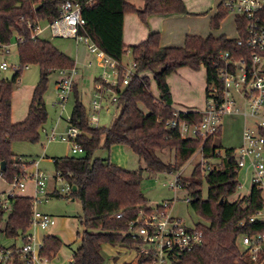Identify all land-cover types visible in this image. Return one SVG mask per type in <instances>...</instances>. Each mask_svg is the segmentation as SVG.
<instances>
[{
	"label": "trees",
	"instance_id": "obj_1",
	"mask_svg": "<svg viewBox=\"0 0 264 264\" xmlns=\"http://www.w3.org/2000/svg\"><path fill=\"white\" fill-rule=\"evenodd\" d=\"M143 1V7L137 8L125 0H0V42L9 43L14 34L21 39L16 44L20 70L10 80H0V163L5 164L2 178L11 183L14 175L29 168L27 162L18 161L11 145L14 141L36 143L39 140L47 118L42 97L49 74L76 68L75 61L49 41L31 38L27 21H53L59 17L61 5L72 2L80 7L84 20L78 35L88 37L120 64L129 53L134 69L127 85H122L119 78L114 91L120 110L107 128L89 125L77 84L74 82L72 87L74 104L68 123L81 133L75 143L83 154L52 158L55 172L71 187L67 197L77 198L82 210L79 219L83 231L79 235L80 246L73 253L72 264H104L101 254L104 244L130 247L132 242L127 236L128 222L138 209L147 206L141 191L144 170L178 173L200 148L202 162L210 166L209 171L203 174L199 163L188 178L177 175V184L186 192L189 206L207 223L196 225L203 234L202 244L186 254L185 261L188 264H247L241 257L240 237L264 232V225L254 223L240 227L239 224L261 208L260 192L252 187L248 195L229 201L239 190V182L232 156L234 149L223 148L219 142L221 130L205 140H182L177 132L166 129L165 125L168 120L175 118L176 113L172 108L168 77L181 68L197 71L203 67L206 92L210 81L216 80L219 54L238 50L235 39L223 35H209L206 38L187 35L181 47H162L160 33L153 32L141 43L126 46L122 36L125 14L136 15L144 25L152 16L188 14L182 0ZM226 1L218 4L211 17V30L219 29L220 23L231 14L224 6ZM235 24L239 29L238 34L242 35L240 29L244 25L243 20L235 18ZM33 64L39 67V82L34 87L26 118L13 123L11 105L15 84L21 70ZM149 74L158 96L151 93ZM201 117L200 112H180L177 118L186 122H199ZM116 145L128 147L138 157L140 167L136 171L120 168L109 160L92 158L97 150H110ZM163 150L174 152L173 162H164L159 157L158 153ZM203 181L207 184L205 198L202 196ZM54 195L60 196V193ZM9 205L7 215L0 209V225L3 224L0 233L6 238L21 237L24 241L30 229L33 200L17 195L9 199ZM118 213H122L123 217L114 219ZM60 247L61 242L56 237L45 236L40 255L56 254Z\"/></svg>",
	"mask_w": 264,
	"mask_h": 264
},
{
	"label": "built area",
	"instance_id": "obj_2",
	"mask_svg": "<svg viewBox=\"0 0 264 264\" xmlns=\"http://www.w3.org/2000/svg\"><path fill=\"white\" fill-rule=\"evenodd\" d=\"M224 6L230 10L234 18L241 19L244 23L240 29L242 35L238 34L239 29L235 27L237 33L235 43L238 50L235 53L226 51L219 54L216 80L210 81L205 92V107L200 112L201 120L199 122L179 120L177 117L180 112L175 111V118L168 120L165 125L166 129L177 132L182 140L196 138L205 140L221 130V122L225 117L239 115L243 118L242 144L238 149L233 148L232 156L237 174L242 169L247 170L251 188L254 187L261 194L262 206L247 220L240 222L239 226L254 223L264 225V0H227ZM83 25L80 7L72 2L62 4L59 17L46 22L44 26L38 21L34 23L27 21L31 38L40 37L46 30L51 37L68 38L75 40L76 43H83L94 58V67L99 75L95 77L97 80L93 81L87 114L89 125L97 128L100 127L102 109L109 110L110 107H115L119 112L120 107L117 106L114 89L117 88L120 77L122 85H127L132 73L107 56L88 37L79 36L78 29ZM14 35L17 44L21 39ZM9 47L10 42L7 44L0 42V55L9 54ZM88 67H93V63L89 62ZM9 69H13L14 73L20 70L3 59L0 70L6 72ZM58 73L60 78L55 86L56 100L53 106L63 110L72 93L78 71L73 68L59 70ZM242 108H245V111L240 112ZM247 119L250 120V125L247 124ZM80 134L76 127L68 123L65 134L59 138L62 142H71V155L83 154L75 143ZM47 138L48 141H52L55 135L52 133ZM19 160L23 161L18 157ZM40 160L27 162L29 168L13 176L12 182L8 183L9 189L0 195V209L7 215L10 211L9 199L17 196V191L23 190L26 182L31 180L35 196L32 198L30 229L39 228L45 231L52 220L35 210V204L40 200L37 196L45 194L47 182L46 175L39 168ZM201 165L202 173L206 174L210 166L203 162ZM3 173L4 171L0 169V178L3 177ZM59 179L63 180L56 173L55 180ZM170 188H181L177 184V177L175 182L170 184ZM70 191L71 187L66 182L61 191L57 192L67 196ZM185 201L189 204L188 198ZM170 207V201H164L156 206L147 205L138 209L134 218L129 220L127 236L132 245L122 249L130 251L132 259L125 264H188L185 255L201 246L203 234L196 225L189 227L181 219L173 216L169 211ZM122 217L123 214L118 213L113 218ZM240 245L241 257L247 264H264V232L241 236ZM41 247L42 244H36L34 235L27 233L21 248L14 245L0 246V264H50L55 257L54 254L41 256Z\"/></svg>",
	"mask_w": 264,
	"mask_h": 264
},
{
	"label": "rangeland",
	"instance_id": "obj_3",
	"mask_svg": "<svg viewBox=\"0 0 264 264\" xmlns=\"http://www.w3.org/2000/svg\"><path fill=\"white\" fill-rule=\"evenodd\" d=\"M218 0H188L191 4L192 11H200L199 15L192 20L187 21L186 31L193 35L207 36L212 33L214 36H226L228 39H235L237 33L235 30L234 15H228L225 20L220 23L219 30H211L210 18L211 12L215 9ZM221 1V0H219ZM44 26L45 22H41ZM41 39L49 41L55 48L67 55L71 59H76L79 62L77 65L78 76L75 78L77 84V92L80 96L83 106L88 111L89 102L93 90V79L98 77L99 72L94 67V58L88 53L83 43H77L73 39L54 38L49 33L44 32L40 36ZM3 59L13 66L19 67V60L16 47V36L13 35L10 40L9 54L0 55V63ZM92 62L93 67H87L88 63ZM83 62V66L81 63ZM122 66L126 71L134 73L133 61L128 53L122 62ZM14 74L13 69L6 72L0 70V80H10ZM150 80V90L152 95L158 96L156 86L152 76L148 75ZM60 78L58 71L49 74L46 85V90L43 94V102L47 112V118L43 128L40 131L39 140L36 143L14 141L11 145V150L14 155L20 157L25 162L33 160L39 161V168L47 177L45 193L43 196L38 195L40 199L35 204V210L39 213L46 214L51 218V224L43 231L39 228L29 229L28 234H33L37 245H41L45 236L56 237L61 242V247L56 253V257L50 264H71L73 253L80 246V236L83 228L80 224L82 210L80 201L77 198H70L60 194V196L49 197L47 193L54 190L61 191V188L66 185L63 180H55V169L52 158H60L71 156V142H62L59 138L65 134L68 119L70 117L73 104L74 94H70L68 101L63 110L55 108L53 103L56 100L55 83ZM40 79V70L38 65H27L21 70L20 78L14 87L12 99L11 119L20 121L27 112L28 105L31 101L32 92ZM170 87L173 91V105L177 109L203 111L205 107V70L201 67L195 71L190 68H181L177 70L170 79ZM239 106V105H238ZM241 106V105H240ZM245 111L242 108L240 112ZM116 114V116H115ZM118 111L115 107L109 110L102 109L100 113V128H107L111 122L117 117ZM250 120L247 119V124L250 125ZM243 118L239 115L227 116L221 122V136L219 142L223 148L238 149L242 144ZM55 135V139L48 141L47 136ZM163 150L158 153L159 157L164 162H173L172 153H167L166 159L162 156ZM93 159L109 160L113 165L124 167L129 171H135L140 167L138 157L126 146H112L110 150H97ZM202 163L201 154L198 150L179 170L178 173H152L144 170L143 180L141 183V191L150 206L161 205L164 201H171L170 213L181 219L185 225L192 227L197 224H207L203 221L185 201L187 198L186 192L181 188L172 189L170 184L175 182L177 175L188 178L194 167ZM240 184L239 190L235 195L229 198L233 200L235 196L240 197L249 194L251 189L250 179L246 169L240 170L238 174ZM9 188L7 182L0 178V195H3ZM5 191V192H3ZM18 193L26 195V197L35 196L34 185L31 180L27 181L23 190H18ZM207 184L203 181L202 196L206 197ZM3 229V224L0 225V230ZM14 245L16 248H21L23 241L21 237L6 238L0 233V246L9 247ZM101 254L104 259V264H121L132 259V253L125 251L122 247H112L104 244L101 248Z\"/></svg>",
	"mask_w": 264,
	"mask_h": 264
},
{
	"label": "crops",
	"instance_id": "obj_4",
	"mask_svg": "<svg viewBox=\"0 0 264 264\" xmlns=\"http://www.w3.org/2000/svg\"><path fill=\"white\" fill-rule=\"evenodd\" d=\"M125 1L127 3L133 5V6L137 7V8H142L143 7V3H144L143 0H125ZM182 1H183L184 5L186 7V10H187L188 14H186V15H171V16H167V17L152 16V17L148 18L147 25L142 24L138 20L136 15H134V14H125L124 15V19H123V35H122L124 44L126 46L137 45V44L141 43L142 41L146 40L150 33L159 32L160 33V45L162 47H181L183 45V43H184L185 36L191 35L190 33H188L186 31V28H185L187 26V23H188L187 21L192 20L195 16L199 15L198 12H200V11H192L191 4L188 3V0H182ZM222 1L223 0H221V1L218 0L217 1L215 9L211 12V15L209 16L210 19L215 14L218 4L221 3ZM234 23H235V18H234ZM235 27H236V24H235ZM218 30L219 29H217L216 31H218ZM44 32L49 33L46 30ZM192 34L196 35V33H192ZM209 35L214 36L210 32L208 33L207 36H209ZM196 36H200V35H196ZM207 36H200V37L206 38ZM220 36H222V35H220ZM214 37H219V35L218 36L216 35ZM74 61H75V64H76V69H77V65H79V62L77 63L76 59H74ZM83 65L84 64L82 62L81 66H83ZM87 67H88V65H87ZM171 76L168 77L167 83H168V86H169V89H170V92H171V96H172V108H173V110H175L177 112H184V113H187V112H199V111H196V110L177 109L173 105V91H172V89H171V87L169 85ZM94 80H95V77H94L93 81ZM58 81H59V79L56 81L55 86H56ZM205 81H206V79H205ZM13 94H14V92H13ZM12 99H13V97H12ZM29 105H30V103H29ZM29 105H28V108H29ZM11 107H12V105H11ZM28 108H27V112H28ZM115 111H117L116 108H115ZM27 112L25 114V117H23V119H19L20 121H18V122H21V121H23L26 118ZM12 122L13 123H18L17 120H12ZM167 153H172V155L174 156V152L168 150L167 152H164L162 154V156L165 159H166ZM118 167H120V166H118ZM120 168L126 169L124 167H120ZM7 190H5V191H7ZM5 191H3V192H5ZM55 193H57V191H56V189L54 187V190L51 193H47V195L49 197H55L56 196V195H54ZM18 196H26V195H23L22 193H18ZM239 196L240 195L235 196L234 199L231 200V202L237 200V198ZM147 205H149L148 202H147ZM53 254L56 257V254L55 253H53ZM123 263H126V262H122L121 264H123Z\"/></svg>",
	"mask_w": 264,
	"mask_h": 264
},
{
	"label": "water",
	"instance_id": "obj_5",
	"mask_svg": "<svg viewBox=\"0 0 264 264\" xmlns=\"http://www.w3.org/2000/svg\"><path fill=\"white\" fill-rule=\"evenodd\" d=\"M0 169H1L2 171L5 170V164H4L3 162L0 163ZM73 190H75V187H73ZM220 203H222V200L220 201Z\"/></svg>",
	"mask_w": 264,
	"mask_h": 264
}]
</instances>
